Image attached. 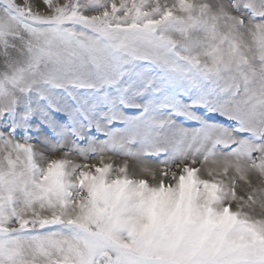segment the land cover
I'll use <instances>...</instances> for the list:
<instances>
[{"label":"snow or ice","instance_id":"6c2138e0","mask_svg":"<svg viewBox=\"0 0 264 264\" xmlns=\"http://www.w3.org/2000/svg\"><path fill=\"white\" fill-rule=\"evenodd\" d=\"M0 264H264V0H0Z\"/></svg>","mask_w":264,"mask_h":264},{"label":"rangeland","instance_id":"374dc122","mask_svg":"<svg viewBox=\"0 0 264 264\" xmlns=\"http://www.w3.org/2000/svg\"><path fill=\"white\" fill-rule=\"evenodd\" d=\"M117 160L119 159V158H116ZM131 163V162H130Z\"/></svg>","mask_w":264,"mask_h":264}]
</instances>
